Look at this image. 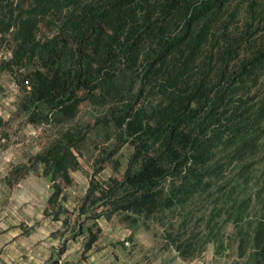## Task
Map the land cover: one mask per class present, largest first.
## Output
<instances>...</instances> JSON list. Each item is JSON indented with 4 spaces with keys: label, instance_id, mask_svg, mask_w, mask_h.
<instances>
[{
    "label": "trees",
    "instance_id": "16d2710c",
    "mask_svg": "<svg viewBox=\"0 0 264 264\" xmlns=\"http://www.w3.org/2000/svg\"><path fill=\"white\" fill-rule=\"evenodd\" d=\"M0 30L15 33L2 67L15 71L41 118L43 108L67 119L98 101L102 120L133 146L121 179L91 182L82 212L89 202L109 205L108 216L172 207L225 170L214 163L219 152L242 171L256 164L264 95L245 94L264 71V0H0ZM78 139H59L32 160L69 178ZM59 196L51 193L46 212ZM87 231L85 250L101 227ZM174 238L186 258L204 249ZM254 246L264 264V211Z\"/></svg>",
    "mask_w": 264,
    "mask_h": 264
},
{
    "label": "rangeland",
    "instance_id": "374dc122",
    "mask_svg": "<svg viewBox=\"0 0 264 264\" xmlns=\"http://www.w3.org/2000/svg\"><path fill=\"white\" fill-rule=\"evenodd\" d=\"M244 18L241 13V25ZM14 37L13 30H0L1 60L13 55ZM2 66L0 61V114L4 118L0 124V229H6L0 230V253L5 250L12 257L21 250L22 259H51L52 264L60 259L68 264H100L98 259H112L111 264H258L254 231L264 211V135L263 144L249 160L257 161L253 167L242 171L243 162L230 163L219 152L214 163L225 170L215 179L207 178L198 191L172 207L154 214L117 211L108 216L109 205L89 202L82 212L91 182L121 179L133 146L121 143L115 124L102 120L107 106L98 101H84L77 115L67 119L41 107L49 113L41 118L40 107L30 101L15 71ZM262 95L264 71L245 97L253 101ZM33 113L38 120H31ZM68 134L72 140L80 137L74 148L79 163L70 168L69 178L32 160L55 141L68 139ZM55 190L59 200L46 212ZM59 207L63 210L56 218ZM95 213L101 215L92 216ZM14 221L23 229L15 242L11 237ZM90 226H100L101 232L85 250ZM173 237L177 241L191 238L204 249L186 258L176 249Z\"/></svg>",
    "mask_w": 264,
    "mask_h": 264
},
{
    "label": "crops",
    "instance_id": "0c3cea01",
    "mask_svg": "<svg viewBox=\"0 0 264 264\" xmlns=\"http://www.w3.org/2000/svg\"><path fill=\"white\" fill-rule=\"evenodd\" d=\"M16 221H14L12 223V235L11 237L13 238V242H15L18 238H20L21 233H23V229L20 225H18L17 223H15ZM6 228L4 227L3 229L0 230H5ZM11 228L8 229V231H10ZM27 232V234H31L33 231H24ZM4 234V232H3ZM3 244H1L0 246H2ZM1 257H0V264H48L51 259H22V255H21V250H19V252L16 254L14 253L13 256L11 257L10 255H8V253L2 251L1 253ZM54 260H58V259H54ZM100 264H103L104 262H107L108 264H111L112 259H98ZM56 264H68V263H63V261H58L56 262Z\"/></svg>",
    "mask_w": 264,
    "mask_h": 264
}]
</instances>
